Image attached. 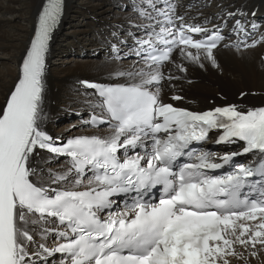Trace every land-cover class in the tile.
Returning a JSON list of instances; mask_svg holds the SVG:
<instances>
[{"label": "snow or ice", "instance_id": "1", "mask_svg": "<svg viewBox=\"0 0 264 264\" xmlns=\"http://www.w3.org/2000/svg\"><path fill=\"white\" fill-rule=\"evenodd\" d=\"M62 4L63 0H47L23 61L22 75L0 111V264H34L33 257L56 253L66 257L62 264H230L228 257L245 259L236 251L237 246L250 249L253 257L258 255V245L264 251V198L240 199L248 178L264 177V163L258 167L241 165L228 175L210 177L202 170L222 165L212 163L205 153L196 156L199 163L185 164L178 173L172 171L173 162L190 152L193 142L204 141L212 130L222 132L219 143L239 140L245 142L243 152L264 153V107L241 110L230 105L197 113L162 102L159 88L149 90L165 78L161 66L171 60L176 48L195 63L203 55L215 64L213 50L219 37L195 41L186 33L207 29L183 23L173 28L175 19L184 18L156 9L164 20L157 21L158 32L140 42L150 50H141L146 52V69L134 73L137 83L101 86L81 82L97 90L108 115L107 120L100 117L99 121L94 116L92 122H114L111 134L77 137L57 146L40 121L45 55ZM248 46L254 47L255 42ZM177 68L185 71L181 65ZM161 133L165 138H159ZM148 139L153 144L150 155L135 152L122 161L117 155L122 149L144 148ZM38 149L71 158L67 172L51 174L49 186L68 180L72 173L76 174L72 183L79 186L86 168L102 170V174H94L89 185L95 186L85 191L38 185L31 179ZM221 159L227 163L232 156ZM156 185L165 188L164 198L157 203L135 200L122 213H109L106 219L99 215L113 207L111 197L141 193ZM49 217L67 226V231L57 233L59 236L71 234L74 238L53 249L40 243L37 251L30 252L37 226L42 230L41 239L48 238L49 229L43 224Z\"/></svg>", "mask_w": 264, "mask_h": 264}, {"label": "bare ground", "instance_id": "2", "mask_svg": "<svg viewBox=\"0 0 264 264\" xmlns=\"http://www.w3.org/2000/svg\"><path fill=\"white\" fill-rule=\"evenodd\" d=\"M5 2H8L11 9L10 7L5 9L0 6V21L6 18L7 11H15L23 7L21 10L26 25L23 29L18 28L17 25L10 26L12 30L16 28L19 31H6L10 27H4L5 31H0V54H2V57H5L4 55L13 57L15 61H20L22 65L32 35L30 29L34 27L44 0H5ZM72 2L73 0H65V3H63L60 16L61 23L52 35L45 57L44 93L40 123L42 129L57 140L63 139V134L59 130L53 131L51 128L60 112L62 113L64 109L72 105V109L81 112V116L87 120L90 113L97 111L99 108V102L94 93L87 90L81 83L82 81L127 85L138 82L139 78L134 73L146 69V65L142 60L137 59L136 54L139 50L136 43L148 39L147 35L149 33L159 31L157 21H163L164 17L157 16L156 9H164L173 17L184 18L183 21L175 19V22L208 28L214 24H219L225 13L236 12L235 17L243 18V14L238 12H246V15H250L254 6L260 5V3L263 4L262 8H264V0H176L174 2L169 0H151L149 2L143 0V3L135 4L128 1L126 7L128 11L122 17L103 23L100 21L101 18L98 17H101L102 11L105 12L106 10L99 12L97 7H101L100 4H94L92 7L79 11L77 5L72 4ZM117 3L112 2L111 4L117 6L114 5ZM152 4H155V8L152 7ZM169 6L174 8V12L170 10ZM80 13L84 18L79 16ZM259 13H261V9ZM78 17L83 18L84 23H80ZM137 17H140V19ZM76 20L81 24L78 27L87 25L88 30L85 33L79 31L78 35L73 33L71 39L75 37L76 40L72 41L67 38L65 31L75 28L73 21ZM64 25L65 28H63ZM246 25L247 28L253 29H257L259 26V24H254L252 21L244 23V27ZM79 35L88 41L89 47H99L98 49H103L104 52L97 53L94 59L66 68L69 71L62 75L56 69H53L51 64L50 67H47V60L51 56L55 57L61 53L63 46L67 45L71 49H78L79 46L76 43L81 38ZM258 37L256 40L251 39L249 41V45L256 41L254 47L239 49L224 47L213 51L215 64L203 55H201L200 61L195 63L182 56L180 50H178L172 56L173 63L166 65L164 71H162L165 78L157 85H150L149 90L159 88L160 98L164 100H173V96L182 97L180 100H173L177 107L181 106L180 104L183 102L203 108L205 105L219 107L216 103L221 102V107L235 105L241 110L262 108L264 107V25L260 26ZM59 40L64 41V45L60 44L58 50ZM70 40L72 42H69ZM119 45L123 47L122 51L124 53L129 54V56L133 54L135 59L132 58L131 61L122 64L118 63L115 51ZM107 47L106 53L105 48ZM112 50H114V54ZM192 52L195 53V51ZM177 65H181L185 71H179ZM20 73V70L6 66L0 70V111L5 107L11 92L20 79ZM68 128H71V125ZM76 133L77 136L94 133L106 137L111 134V132L103 130L93 132L78 130ZM231 152L233 151L228 152V154ZM50 159L51 157L46 158L45 155L35 157L32 162L35 175L31 179L38 185L43 183L45 187L66 189L77 187L72 183L75 179L73 173L68 180L49 186L47 182L50 180L51 174L64 173L70 168V165L64 161L49 165ZM49 169L52 171L50 172ZM43 227L48 228L49 231L51 230V224L48 222L44 223ZM41 231L37 226L35 242L30 245V252L37 251L40 243L48 245V238L46 240L41 239ZM250 251V249L245 250L238 246L237 252H242L245 259L232 257L230 261L235 264H245V262L247 264H264V251H260L259 245L256 249L257 256H251ZM33 261L34 264H43L47 261V258L46 256L42 258L33 257Z\"/></svg>", "mask_w": 264, "mask_h": 264}, {"label": "rangeland", "instance_id": "3", "mask_svg": "<svg viewBox=\"0 0 264 264\" xmlns=\"http://www.w3.org/2000/svg\"><path fill=\"white\" fill-rule=\"evenodd\" d=\"M128 1H131V3L134 2V4L135 3H143L142 2L143 0H107V1L106 0H73L72 4L77 5L79 11H82L86 8L92 7L94 4H97V5L100 4L101 7H97V10L99 12L102 10H106V11L105 12L102 11L101 17L99 16L98 18H101L100 21L104 23V22H107L110 20H114L118 17H122L128 11V9L126 8ZM146 1L149 2L151 0H146ZM169 1L174 2L175 0H169ZM112 2H116V3L119 2V3L114 4L117 6H113L111 4ZM0 6L5 8V9L10 7L8 2H5V0H0ZM22 8L23 7H20L15 11L14 10L7 11V14H6L7 19L5 18V19H2L0 21V24H1L0 31H5L4 27L9 28L12 25H14V26L17 25L18 28L23 29V27L26 25V20L23 16V12L21 10ZM10 9H11V7H10ZM79 16L83 17L81 13ZM83 18L78 19L80 23H84ZM137 18L140 19V17H137ZM87 20L89 21L88 18H87ZM77 23H78L77 20L75 22L73 21V25L75 26V28L67 29L65 31L67 33L68 39H71L73 33H77V35H78L79 31H81V33H85L86 30H88L87 25H85L84 27H78L81 24H79V23L77 24ZM63 28H65V25L63 26ZM31 30L32 29H30V31ZM6 31H19V30H17L16 28H13V30H12V28L10 27ZM79 36L81 38L76 43L77 46H79L78 49H75V48L71 49L70 46L67 47V45L63 46L64 41L59 40L58 41L59 45H58L57 49L59 50L61 45L63 46V49L60 51L61 53L57 54V56H55V57L51 56L49 58V60H47V67L48 66L50 67V64H51L53 69H56V71L60 75H62V74H65L66 71H69L66 68L71 67L73 65L84 63L85 61H89L91 59H94L96 57L97 53H99V52L103 53L104 52L103 49H98L99 47H97V48H94L93 46L89 47L88 41H86L81 35H79ZM74 39L76 40L75 37L71 40L73 41ZM71 40L69 42H72ZM122 48L123 47H121L119 45L116 48L117 50L115 51V54L117 55V58H118L117 59L118 63L122 64L123 62L131 61L132 58L135 59L133 57L134 56L133 54H131V56H129V54L124 53L122 51ZM105 49H106L105 50V52H106L108 47ZM112 51H113L112 53L114 54V50H112ZM4 56L5 57H2V54H0V70H2L4 68V66L9 67V68L11 67L13 69L16 68L19 70L18 67H19L20 61H15V59L13 57H9L6 55H4ZM50 60H51V62H50ZM128 85H130V84H128ZM258 101H262V100H258ZM180 105H182V104H180ZM212 105H214V104H212ZM216 105H219V107H221L222 103L221 102L216 103ZM191 107H197V106L193 104V105H191ZM208 107H210V106L205 105L204 108H208ZM212 107H214V106H212ZM81 115H82V113L79 111L73 110L72 105H71V106L67 107L66 109H64L62 111V113L60 112L59 116L56 118L57 120L55 119L56 121L52 125L51 129L53 131L59 130L61 132V134H63L62 138H69L71 136H76L77 135L76 132L78 130L91 132L90 130L88 131V128L85 125L86 120ZM69 125H71V128H68ZM45 157L48 158V156H46V155H45ZM55 162L56 161L51 160V162H48V163H49V165H54ZM49 171L51 172L52 170L49 169ZM45 245L47 246V244H45Z\"/></svg>", "mask_w": 264, "mask_h": 264}, {"label": "water", "instance_id": "4", "mask_svg": "<svg viewBox=\"0 0 264 264\" xmlns=\"http://www.w3.org/2000/svg\"><path fill=\"white\" fill-rule=\"evenodd\" d=\"M161 100H162V102H164L165 100L164 99H162V98H160ZM176 104V103H175ZM182 105H187L188 103L187 102H183V103H181ZM208 142H209V140H208ZM211 146L210 147H208V149L209 150H211Z\"/></svg>", "mask_w": 264, "mask_h": 264}]
</instances>
